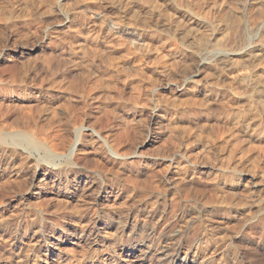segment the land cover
<instances>
[{"label":"rangeland","instance_id":"obj_1","mask_svg":"<svg viewBox=\"0 0 264 264\" xmlns=\"http://www.w3.org/2000/svg\"><path fill=\"white\" fill-rule=\"evenodd\" d=\"M173 1L0 0V84L23 91L24 105L2 108L3 132H39L34 147L0 139V153L24 150L0 168V264H37L53 247L66 259L54 264H91L104 254L159 264L164 244L172 264H264V177L255 187L250 176L264 175V0ZM201 16L219 29L197 27ZM241 21L247 28L235 35ZM202 35L210 52L222 38L243 45L205 60L195 49ZM48 139L79 141L71 164L49 159ZM172 160L179 163L165 166ZM35 167L58 169V181L31 186ZM180 167L186 175L174 174ZM111 187L120 205L101 209L99 192ZM37 193L49 196L48 206L20 201ZM40 229L51 246L34 235Z\"/></svg>","mask_w":264,"mask_h":264},{"label":"bare ground","instance_id":"obj_2","mask_svg":"<svg viewBox=\"0 0 264 264\" xmlns=\"http://www.w3.org/2000/svg\"><path fill=\"white\" fill-rule=\"evenodd\" d=\"M115 0H110V3H113ZM172 2H174L173 0H172ZM109 3V2H108ZM145 3V2H144ZM178 4H179V2H178ZM241 4H242V1H241ZM143 5V4H142ZM154 8V7H153ZM150 9V8H149ZM154 10V9H153ZM159 10V9H158ZM154 14V13H153ZM161 14V13H160ZM197 20H198V23H197V27H199V28H201V29H203L204 31H206V32H209V31H215L216 29H219V26L218 25H214L210 20H208L206 17H203V16H201V17H198L197 18ZM248 20V19H247ZM115 23L117 24L118 22H121L120 21V19H115ZM261 23V22H260ZM236 25V27L234 26V28H235V35H240L242 32H244V30L247 28V24L245 23V22H237V24H235ZM261 25L262 24H257V25H255V29H260L261 28ZM169 27H171V26H169ZM182 32H184V31H182ZM186 32V31H185ZM210 33V32H209ZM82 34V33H81ZM102 34V33H101ZM234 35V36H235ZM100 33H97L94 37H93V40L92 41H94L95 43H96V45H99V44H101V39H100ZM91 38V37H90ZM187 38V37H186ZM207 37L205 36V35H202L201 37H199V42H197L198 43V45H197V48H195V49H197L199 52H200V54L205 58V60H206V57L208 58V57H210L213 53H217L218 55H219V57H221L222 58V56H227V55H229V54H232V53H237V51L239 50V46H241V45H243V44H239V45H236V46H227L226 44H224V43H226L225 42V40L222 38L221 39V41L219 42V44L217 45V47L215 48V52L213 51V52H210L207 48L208 47H206V45L204 44L206 41H207V39H206ZM185 39V38H184ZM87 37L85 36V38H81L80 39V44H83V43H85V42H87ZM188 42V41H187ZM209 42V41H208ZM207 42V43H208ZM259 42H261V41H259ZM91 43V42H90ZM119 43H121V42H119ZM119 43L117 44V45H119ZM206 43V44H207ZM111 44V43H110ZM115 44V43H114ZM184 44V43H183ZM190 44V43H189ZM188 44V47L190 46ZM95 45V46H96ZM106 45V44H105ZM113 45V44H112ZM116 45V44H115ZM123 46H124V44H122ZM215 45V44H214ZM229 45H231V44H229ZM233 45V44H232ZM86 46V45H85ZM187 46V45H186ZM82 47V46H81ZM106 47V46H105ZM109 47V46H108ZM119 47H120V45H119ZM214 47V46H213ZM100 48V47H99ZM117 48V47H116ZM121 48H122V46H121ZM127 48V47H126ZM129 48V47H128ZM81 49V48H80ZM99 50H101V49H99ZM83 51V50H82ZM95 51V50H94ZM102 51V50H101ZM123 51V50H122ZM127 51H128V49H127ZM71 52H74V51H69V56H74L75 58H81V55H80V53H76V52H74V53H71ZM100 53V52H99ZM128 53V52H127ZM63 54V53H62ZM65 54V53H64ZM67 54V53H66ZM83 54V53H82ZM67 55V56H68ZM213 56V55H212ZM209 60V59H208ZM224 60V59H223ZM201 62V61H200ZM208 63V62H207ZM216 63V62H215ZM128 66V65H127ZM208 66V65H207ZM211 66V65H210ZM201 67H203V66H201ZM125 68V67H124ZM206 68V67H205ZM210 68V67H209ZM203 70H204V68H203ZM206 70V69H205ZM69 71V70H68ZM72 70H70V72H71ZM248 77V76H247ZM262 77V76H261ZM247 79V78H246ZM244 80H245V78H244ZM4 84V83H3ZM220 88V87H219ZM188 89V88H187ZM26 90V89H25ZM186 90V89H185ZM184 90V91H185ZM21 92H23V91H18L17 89H15L13 86H10V85H8V84H4V85H1L0 84V96H1V98H4V99H8L9 100V102H3V103H0V112L2 111V108H8L9 109V111L11 110V108L12 107H14L15 106V108L17 107V105L20 107L19 109H21V108H23L24 107V105L22 106L21 105V98L19 97V95L21 94ZM183 92V91H182ZM233 92V91H232ZM238 92V91H237ZM25 93V92H24ZM236 93V92H235ZM234 92H233V94H235ZM259 93V92H258ZM257 93V94H258ZM240 94V93H239ZM262 94V93H261ZM14 95H16V98H14L13 96ZM39 95V94H38ZM217 95V94H216ZM228 95V94H227ZM237 95V94H236ZM235 95V96H236ZM255 95V94H254ZM239 96V95H238ZM109 97H111L112 98V96H110L109 95ZM235 98V97H234ZM255 98V97H254ZM258 98L260 99V98H262L261 96H259L258 95ZM109 99V98H108ZM263 99V98H262ZM235 100V99H234ZM6 101V100H5ZM256 101V100H255ZM253 103V102H252ZM251 103V104H252ZM260 104H262V103H260ZM5 106V107H4ZM5 108V109H6ZM252 107H250L249 108V110H248V113H250L251 115H253V110L251 109ZM256 108V107H255ZM22 110V109H21ZM241 110V109H240ZM246 110V109H245ZM255 110V109H254ZM263 110V109H262ZM5 111V110H4ZM4 111H2L3 112V114H5L4 113ZM1 112V113H2ZM23 113L24 112H26V111H22ZM133 112V111H132ZM136 113V112H135ZM3 114H0L1 116H0V133H2L3 132V127H6V126H4L3 124H5L6 125V123L8 122V119L6 120V115H3ZM6 114H8V113H6ZM26 115V114H25ZM24 115V116H25ZM8 116V115H7ZM238 116V115H237ZM240 116V115H239ZM26 117H28V116H26ZM25 117V119H23L22 118V120L24 121V122H30V120H27V118ZM34 118V117H33ZM29 119H32V118H29ZM237 119V118H236ZM32 121H34V120H32ZM108 121V120H107ZM100 122V121H99ZM41 123V122H40ZM98 123V122H97ZM28 124V123H27ZM30 124V123H29ZM29 124L28 125H26L25 127H27V126H29ZM36 124H37V122H36ZM36 124L34 123V124H31V127L29 128V127H27V129L29 128V129H35L34 127H36ZM25 125V124H24ZM10 125H7V127H9ZM33 126V127H32ZM40 126V125H39ZM53 126V125H52ZM58 126H60V125H58ZM120 126V125H119ZM15 127V126H14ZM14 127H12V128H14ZM23 127V126H22ZM24 128V127H23ZM22 128V129H23ZM37 128H38V126H37ZM37 128L35 129V130H37ZM40 128V127H39ZM49 129H50V127H48ZM59 128V127H58ZM7 129V128H6ZM46 130L44 127L42 128V130ZM48 129V130H49ZM52 129V128H51ZM7 130H9V129H7ZM11 130V129H10ZM61 130V129H60ZM100 130V129H99ZM99 130H95V129H91V133L96 137V138H99L100 140H102L103 138H102V136H101V133H100V131ZM126 130V129H125ZM14 131V130H13ZM40 131H41V129H40ZM49 131H51V130H49ZM26 132H27V130H26ZM42 132V131H41ZM56 132H57V130H56ZM59 132V131H58ZM58 132H57V134H58ZM4 134L1 136V134H0V139H3V137L5 136V138L6 139H12V138H14V142H15V144L16 145H24V144H28V146H29V144L31 143V145H32V137H37V135H38V133L36 132V131H31V135H28V134H25L24 136H20V135H17V134H15L14 132H11L10 131V133H5V132H3ZM46 133V132H45ZM54 133H55V130H54ZM252 133V132H251ZM40 134H43V133H40ZM56 134V133H55ZM60 134H62V132L60 133ZM60 134H58V135H56L57 137L58 136H60ZM44 135V134H43ZM51 135V134H50ZM49 135V136H50ZM63 135V134H62ZM48 136V135H47ZM55 136V135H54ZM53 136V138H55V139H57L56 137H54ZM105 136V135H104ZM34 137V138H35ZM39 137V136H38ZM52 137V136H51ZM62 137V136H61ZM40 138V137H39ZM52 138V139H53ZM49 139H51V138H49ZM49 139H48V141H49ZM54 139V140H55ZM111 136H110V134H107L106 136H105V138L103 139L104 141H105V143L107 144V145H109V143H111ZM116 139H118V138H116ZM115 139V140H116ZM5 140V139H4ZM36 140V139H35ZM41 140V139H40ZM58 140H60V138L58 139ZM64 140V139H63ZM62 140V141H63ZM119 140V139H118ZM1 141V140H0ZM8 141V140H7ZM6 141V142H7ZM37 141V140H36ZM113 141V140H112ZM5 142V141H4ZM58 142V141H57ZM69 142V141H68ZM79 141H77V142H75V143H73L71 146H67V145H65V143L64 144H61V141H60V143H56V141H52V140H50L49 142H47V144H44L45 145V147H47V150L49 151V153L50 154H48V157H49V159L51 160H53V159H59L60 161H64L65 163H67V165H69V164H71V159H72V157L78 152V149H77V143H78ZM117 142V144H118V141H116ZM12 143V142H11ZM38 143V142H37ZM115 143V142H114ZM67 144V143H66ZM102 144V143H101ZM116 144V143H115ZM4 146H7V145H5V144H3ZM69 145V144H68ZM33 146V145H32ZM100 146V145H99ZM9 147H12V145L11 146H9ZM22 147V146H21ZM34 147V146H33ZM101 147V146H100ZM118 147H119V144H118ZM4 147H2V145H0V151L3 149ZM36 148H38V147H36ZM35 148V149H36ZM110 148H112V147H110ZM25 149V148H24ZM40 149V148H39ZM25 150H27V148L25 149ZM30 150V149H29ZM38 150V149H37ZM193 150V149H192ZM96 151V150H95ZM110 151V150H109ZM112 153H113V155L116 157V159H120V160H126V159H128V156H127V154H124L119 148H112ZM10 153V155H8L9 153ZM189 152H191L190 150H186L185 151V153H187V154H189ZM3 153V154H2ZM2 153H0V168H3V166L5 165V162L10 158V157H16V156H21V155H24V150L23 149H21V148H17V147H12L10 150L8 149L7 150V153L8 154H6V151H5V153L4 152H2ZM186 154V155H187ZM205 154V153H204ZM190 155V154H189ZM188 155V156H189ZM207 156V155H206ZM22 157V156H21ZM47 157V158H48ZM77 157V156H76ZM205 157V156H204ZM27 159V158H26ZM40 159V158H39ZM48 159V160H49ZM115 159V158H114ZM25 160V159H24ZM178 160V159H177ZM177 163H179V162H177V161H175V160H172L169 164H167V165H165V166H167L168 168H170L171 166L173 167V166H175V165H177ZM7 164V163H6ZM36 165V164H35ZM41 165V164H40ZM182 165V164H181ZM195 165V164H194ZM37 166H39V165H37ZM60 166V165H59ZM70 166H72V165H70ZM185 166V165H184ZM42 167V166H41ZM40 167V169H38V167H35V170L33 171V172H31V174H30V180H31V186H32V182L34 183V182H36V181H38L39 180V182L41 181H46L47 179H50V181H58V180H55L56 179V177H57V175H56V173H60V172H57L58 171V169H47L46 167H45V169H43V168H41ZM44 167V166H43ZM69 167V166H68ZM66 168V170L67 169H69V168ZM181 168V167H180ZM179 168V169H180ZM184 168L185 167H182L180 170H179V172L178 171H175L174 172V174H181V175H186V171L184 170ZM73 169V168H72ZM6 170V169H5ZM65 170V169H64ZM7 171V170H6ZM61 171V170H60ZM64 172V171H63ZM68 172V171H67ZM76 173V175L78 176V180H80V177H82L84 174H83V172H79V171H77V172H75ZM86 175V174H85ZM217 175V174H216ZM27 176V175H26ZM29 176V175H28ZM251 176V181H252V179L255 181V187H257L258 185L257 184H259L261 181H262V179H263V177H264V175H257V174H253L252 173V175H250ZM59 178H60V176H59ZM54 179V180H53ZM60 180V179H59ZM257 180V181H256ZM30 182V181H29ZM28 182V183H29ZM258 182V183H257ZM253 183V182H252ZM253 186V187H254ZM42 193H37V194H35V195H30L29 196V199H27V198H21V202L22 203H27L26 201H29L27 204H32V202L31 201H33L32 200V197H35L36 198V200H37V202L39 201V204H38V206H43V207H46V206H48L49 205V201L47 202V200H46V198H48L49 196H42L41 195ZM120 195L119 194H117L116 195V193H115V190L111 187V190H108V188H101V190H100V192H99V197L101 198V199H103L102 200V202H101V205H100V208L101 209H106V208H108V209H110V208H113V207H115V206H119L120 205V197H119ZM58 195H56V196H50V198H49V200H51L52 201V199L53 200H58ZM115 197V199L113 200V198ZM44 200H46V201H44ZM4 201V200H3ZM60 202H61V200H60ZM6 203V202H5ZM1 204V203H0ZM3 204V203H2ZM5 205V204H4ZM34 205H36V204H33V205H30L31 207L33 206V207H38L37 205L36 206H34ZM255 205H257V204H255ZM10 206V205H9ZM29 206V205H28ZM259 206V205H258ZM257 206V207H258ZM7 207V206H6ZM5 207V208H6ZM28 208V207H27ZM0 209H1V207H0ZM30 209V208H29ZM38 209V208H37ZM39 209H41V208H39ZM260 209V208H259ZM3 210H4V208H3ZM258 210V209H257ZM32 211H34V210H32ZM47 211V210H46ZM252 211V210H251ZM3 212V211H2ZM6 212V211H5ZM44 212V211H43ZM45 213H47V212H45ZM3 214V213H2ZM7 214V213H6ZM55 214V213H54ZM154 214V213H153ZM4 215V214H3ZM2 215V216H3ZM13 215V214H12ZM255 215V214H254ZM250 217H252V216H250ZM36 220V217H32L31 218V221H35ZM107 228V226H105V228H99V229H97V231H98V234H97V236H101L102 237V231H104V229H106ZM43 229V228H42ZM34 235L36 236V237H38V238H40V239H42V241H44V243L45 244H47V243H49L48 241H47V239H45V235L43 234V231L40 229V230H35L34 231ZM51 238V240H56V239H58L56 236H51L50 237ZM64 243H70L71 241L70 240H65V241H63ZM165 243H167V242H165ZM51 244H53L52 242H51ZM56 245V244H55ZM48 246H51L50 245V243L48 244ZM168 246H170L169 244L167 245V244H164V245H162V247H161V250H162V259H161V261H160V263L159 264H172V258H170L169 256H168ZM57 251H59L58 250V248H56V247H53V249L51 250V249H48L47 250V252H45L44 254H43V256H45L46 258H38V256L35 258V262L37 263V264H54V263H61V262H63V261H65L66 259H64V256H62L59 252H57ZM93 259V258H92ZM90 263L91 264H122L121 262H119V261H110V258H109V256H107L106 254H104L103 256H102V260H91L90 261ZM224 263V262H223ZM142 264H146V263H142ZM217 264V263H216Z\"/></svg>","mask_w":264,"mask_h":264}]
</instances>
